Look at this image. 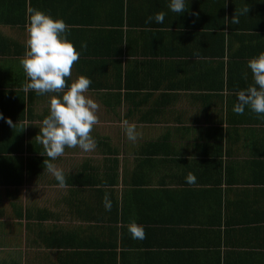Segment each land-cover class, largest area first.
I'll return each instance as SVG.
<instances>
[{
  "label": "crops",
  "instance_id": "obj_1",
  "mask_svg": "<svg viewBox=\"0 0 264 264\" xmlns=\"http://www.w3.org/2000/svg\"><path fill=\"white\" fill-rule=\"evenodd\" d=\"M167 4L0 0V264H264V119L232 110L264 52V0ZM30 9L64 19L78 51L87 43L72 77L90 78L100 105L95 149L54 161L63 188L35 140L56 94L24 91ZM161 11L163 24L146 23Z\"/></svg>",
  "mask_w": 264,
  "mask_h": 264
},
{
  "label": "clouds",
  "instance_id": "obj_2",
  "mask_svg": "<svg viewBox=\"0 0 264 264\" xmlns=\"http://www.w3.org/2000/svg\"><path fill=\"white\" fill-rule=\"evenodd\" d=\"M186 4L187 0H168L167 7L173 13L183 14L187 11ZM248 12L249 8L244 7L239 15ZM29 13L25 25V53L19 62L26 76L24 91L35 92L38 96L56 94L49 100L48 115L39 125L40 132L35 140L43 146L44 150L40 154L47 157L44 160L45 172L63 188L66 187V176L54 161L64 156L65 149L79 148L82 152L95 149L96 141L92 132L99 123L100 105L88 95L91 79L84 75L75 79L72 77L73 65L78 62L81 51L87 48V43L82 42L81 51H78L69 39L71 28L64 19L38 9H30ZM165 16V12H157L149 16L146 23L163 24ZM231 22L239 23L237 13ZM247 68L253 83L236 92L232 110L237 115H243L247 109L264 119V52L248 60ZM243 78L248 79V72L243 74ZM0 119H5L3 113H0ZM6 122L14 128L10 118ZM122 131L128 141H137L139 133L135 123L123 120ZM185 181L193 185L197 177L189 172ZM103 203L105 210L110 211L112 204L107 196ZM127 227L133 240L145 238L144 226L135 220Z\"/></svg>",
  "mask_w": 264,
  "mask_h": 264
},
{
  "label": "trees",
  "instance_id": "obj_3",
  "mask_svg": "<svg viewBox=\"0 0 264 264\" xmlns=\"http://www.w3.org/2000/svg\"><path fill=\"white\" fill-rule=\"evenodd\" d=\"M122 40L124 41V35L121 37V41H122Z\"/></svg>",
  "mask_w": 264,
  "mask_h": 264
}]
</instances>
